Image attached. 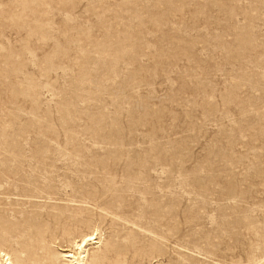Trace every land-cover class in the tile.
I'll use <instances>...</instances> for the list:
<instances>
[{"label": "rangeland", "instance_id": "obj_1", "mask_svg": "<svg viewBox=\"0 0 264 264\" xmlns=\"http://www.w3.org/2000/svg\"><path fill=\"white\" fill-rule=\"evenodd\" d=\"M96 231L101 264H264V0H0V247Z\"/></svg>", "mask_w": 264, "mask_h": 264}, {"label": "bare ground", "instance_id": "obj_2", "mask_svg": "<svg viewBox=\"0 0 264 264\" xmlns=\"http://www.w3.org/2000/svg\"><path fill=\"white\" fill-rule=\"evenodd\" d=\"M99 243L100 240L98 238L97 231L96 233L86 234L80 240L78 239L74 240V243L70 249L64 248L65 250H63L64 252L62 255L69 264H91V263L101 264L104 263L106 259V254L103 253L97 254L94 252L93 254L90 255V248H89L90 245L99 244ZM13 262L14 261H12L11 256L8 255V253H6L0 247V264H14ZM26 264H54V262L52 258L48 257L47 255H43L41 257H38L37 259H32L30 263L28 261Z\"/></svg>", "mask_w": 264, "mask_h": 264}]
</instances>
